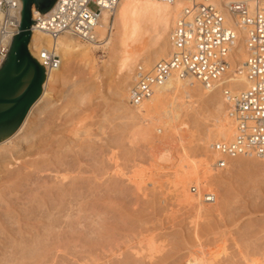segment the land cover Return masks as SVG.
Instances as JSON below:
<instances>
[{
	"label": "rangeland",
	"instance_id": "1",
	"mask_svg": "<svg viewBox=\"0 0 264 264\" xmlns=\"http://www.w3.org/2000/svg\"><path fill=\"white\" fill-rule=\"evenodd\" d=\"M144 43H148V40L145 39ZM91 54L96 62L105 55V51L95 49ZM83 61L74 57L63 67L66 80L61 86L60 97L55 100L56 106L61 108L64 105L62 115L49 123L48 127L43 123L44 128L41 125V128L36 127L32 129L33 132L25 133L20 144L15 148L17 160H11V164L7 165L6 169L0 170V264H16L17 261L18 264L19 262L20 264H151L153 261L152 264H194L191 257H200L199 259L207 264H264V164H262L263 168L262 165L259 166L260 169L262 168L261 171L256 170L258 167H253L256 171L252 172L253 168L249 171L247 168L246 170L235 168L236 170H233L236 174L231 170L222 173L221 176L216 175L217 169L210 171V176L217 179L220 203L225 194L228 195L227 201H223V205L220 204L217 210L216 207L207 208L200 216L185 207L173 186L172 173L180 164L178 144L181 141H175L172 136L176 137V132L178 134L181 131L179 134L183 135L184 139L182 146L186 144L190 147L196 146L197 138L200 132H203L205 125L213 123V118L205 112L206 118H200L198 126L193 125L187 118L183 119L184 124H175L173 130H167L166 127L164 130L160 124L151 126L145 140H135L134 146L126 145L131 149H129L131 153L126 155L129 159L126 158L125 162L122 160L124 153L118 148L120 146H114L118 150L114 149L116 152L114 156L117 157L111 162L117 161L115 164H118L119 169L122 167L120 170L125 172V178L123 175L116 176L117 178L112 177L113 181H109L111 177L102 174L105 166L109 164L103 163L110 162L105 159L108 158L106 157L108 149L106 150L107 146L104 145L105 141H109L110 135L117 137L121 125L119 122H122L117 114L122 110L123 102L114 93L115 85L121 80L122 71L118 72L115 68L111 72L103 71L99 64L83 65ZM98 67L100 69H97ZM68 71L72 74L70 75ZM75 84L80 88V92L86 90L85 103H76L74 106L70 101L64 104L70 98L69 93L74 91ZM73 106L74 110H72ZM115 110L117 114L112 113V115L111 112ZM105 113L111 115L105 119L106 117L103 118ZM187 113L190 114V111ZM45 118L42 122L44 120L46 122L48 116ZM82 127L90 130L91 135L87 133L92 141L86 140L88 137L83 139L84 135L74 136L72 131ZM106 136H110L108 140ZM91 142H94V146ZM88 143H91L94 150L92 153V149H84L85 144L88 146ZM99 144L104 145L101 147ZM94 147L98 149L101 147L105 152ZM87 151L90 152L86 153ZM95 151H100L99 158L102 164L98 162L99 152L96 155ZM164 153H167V159L161 161L159 157ZM191 159L196 161L199 158L192 155ZM256 161L261 162L258 159ZM55 162L58 163L57 166ZM31 163L38 164V168H35L37 170H32L34 166L27 170V166ZM96 163L103 166L96 167ZM113 165L110 163L107 168ZM74 166L79 167L73 169ZM66 167H68L67 172L72 168L71 172L78 170L80 174L74 171L75 177L68 172L67 175L75 179L73 181L70 180L72 178H67L70 181L67 179L65 181L70 185H61L62 189L67 187L69 190L73 184L74 189L66 192L67 195H59L61 186L55 182L56 175ZM79 168H82L83 173ZM92 170H98L97 180L91 177L96 173ZM98 172L104 175L103 178ZM77 174L81 177L78 178ZM92 178L97 184L101 182L96 187L99 188L96 189L97 191L93 186L97 184ZM191 185L194 184H189ZM47 186L49 189L46 188ZM53 186L59 188L54 189ZM196 189L199 190L197 187ZM204 191L207 192L209 189H204L201 193ZM22 242L27 245H23ZM57 243L59 246L56 245ZM14 254H17V259L21 261H16L14 256L13 262L11 258ZM189 258L190 262L187 261Z\"/></svg>",
	"mask_w": 264,
	"mask_h": 264
},
{
	"label": "bare ground",
	"instance_id": "2",
	"mask_svg": "<svg viewBox=\"0 0 264 264\" xmlns=\"http://www.w3.org/2000/svg\"><path fill=\"white\" fill-rule=\"evenodd\" d=\"M262 2H263V6H264V0H262ZM183 4H184L183 0H174L173 2H166L164 0H119L114 11L112 12V16H111L112 31L109 34V37L107 38L105 45L103 46V52L105 51V55H103L101 58H99L96 62L93 59V56L91 54L92 50H95L96 47L81 41L78 37L66 32V33L59 35L56 39H50L45 33H42L40 31L33 29L31 32V37H30L29 43H28V49H29L30 53L34 57H36L37 52L41 48H49V47L51 48L52 47L56 50V54L58 55L59 62L56 65V67H54V68L49 67L46 69V73H45L46 76H45V80L42 84L41 94L38 97V99L29 108V110H28L24 120L22 121L21 125L16 129V131L13 134H11L10 136H8L5 139L0 141V170L5 168L7 165L11 164V160H13V161L17 160L18 157H16V155H15V148H16V146H18L20 144L22 136H24L25 133L33 132L32 129L36 128V127L41 128V125L43 126V123H44V125L46 124V126L48 127L49 123L53 122L58 116L62 115V109H63L64 105L61 108L56 106L57 101H55V100H58V98L60 97L61 86H63L65 84V80H66L65 79L66 74L64 73L63 67L67 63H70V59L76 57V58L80 59V61L84 60L83 65L99 64V67L102 68L103 71L106 70V71L111 72L113 70V68H115L116 71H118V72L122 71V77L120 76L121 80H119L120 82L118 83V85H115L116 90H114L116 97L123 102L122 110L119 112V114H117L116 110H115L116 112L115 111L111 112V114L116 113L117 115H119V120H122V122H119L121 124V125H119L120 127L118 126L119 127V134L117 133L118 132L117 131L115 133L116 135L118 134L117 137L112 136V135H110L111 137L106 136L107 140L110 137L109 141L108 142L105 141V143H106L105 145L99 144L101 147L103 145L107 146V147H105V149L106 150L108 149V156H106L108 158H105V159H106V161H110V162H105V160H104L105 163H103V162L102 163L104 165L107 163H109L108 165H110V163L111 164L113 163L114 164L113 166H115V167L113 168V166H111V168H112L111 169L110 167L107 168L108 165L105 166V170L102 169L104 171L102 174H105V175L107 174L106 177H111V179L109 181H111V180L113 181L112 177L117 178L116 176H122V175L124 177L125 172L124 173H123V171L121 172L122 167L120 168L121 169L120 170L119 168H117L118 164H115V163H117V161L114 160V162L113 161L111 162L112 159L117 157V156H114V155H116V154H114V152H115V150H117L116 148H114V146H116V147L120 146L118 148L120 150H122V152L124 153L122 160H123V162H125L126 158H127L126 155L128 153H131L129 151L130 148L128 149L126 145L127 144L128 145L133 144V146H134L133 142L135 140L136 141L145 140L146 135L150 131L151 126H153L155 124H157V125L160 124L162 127H164V130H166V129L167 130H170V129L173 130V128H175V124H178V125L184 124V120H183L184 118H187L193 125L198 126L197 123L199 122V120L201 121L200 118H202V119L206 118V117H204V114H205V112H207L208 113L207 115H209L213 118L212 119L213 123L211 125H205L204 124L205 128H204V130H202L203 132H200L201 134L197 138L196 146L190 147L188 144L185 143L186 145L183 144V145H185L183 147L182 146L183 135L181 136L179 134L181 131L180 132L178 131L179 132L178 134L176 132V137H174L175 135L172 136L174 140L176 139L175 141H178V142L181 141V143L178 144V151H179V159L178 160H179L180 164H179L178 168H176L174 170V172L172 173L173 184H174L173 186L178 191V198L180 199V202L184 203L185 207L187 206L190 209V211L192 210L194 212L195 215L200 216L203 212L206 211L207 208H211V207H212V209L214 207H216V210H217L218 209L217 207L220 204L223 205L222 202L227 201L228 195L227 194L223 195V197H222L223 201L220 203L221 197H220V199L218 197L219 196V189H218L219 187L216 184L217 179L210 176V171L212 172V170L215 171V169H217L216 171H218V172L216 173V175L221 176L222 173H226V172L228 173V171H231L233 169L234 170H236V169L241 170V169L245 168L244 170H246V168H247L249 171L253 167L259 168V166L264 164V161H262L261 159H259L257 157L239 155V156H235L233 158H226L225 159L226 165L224 168H215L214 167V164H215L216 159L218 158V155L214 151L212 144H214L216 142H220V141H230L233 139V137L235 135L234 120L231 118V116L229 114V106H228V104L224 98L223 89H229L232 92H239L241 90L246 89L248 84H249L248 78L244 74V67H243L244 66L243 61L245 59V50H244V45H243L244 44V33L239 28L237 22L232 23L231 20L229 19V15L225 12L226 18L232 24V26L236 32V35H237V40H236L234 47L231 49L230 54H229L230 68H229L227 78H224L223 80H221L219 82H215L209 87H205L197 81L182 79V78H179L175 74H171L163 84L157 86L154 89L153 94L148 99H146V100H144L141 103L136 104V105L130 103L129 99H128L129 89H130V86H131V83L133 80V72H134L135 67L138 64H141L144 67H150L156 61L163 59L167 55L170 54V52L172 50V47L170 44V38H169L170 32H171V29H172L175 21H176V18L178 17V15L182 9ZM109 15H110V13L108 11L102 10L101 17L99 20V24L97 27V31H98L99 36H102L104 34L105 27H106L107 23H109ZM33 16L34 17L37 16L36 11L33 12ZM145 39H146V41L148 40V43H144ZM99 67L97 69H100ZM235 68H238V71L240 70V72L235 71V73H233V70ZM68 72L70 73V71H68ZM71 74L72 73H70V75ZM74 88H75L74 91L69 93L70 98L64 104H67L68 102L70 103V101H72L74 106L76 105V103L77 104L78 103H80V104L85 103L84 92H86V90H82L80 92V88L78 86H76V84H75ZM181 95L183 97H181ZM74 106L72 107V110H74ZM187 111H190V114L187 113ZM111 114L105 113L103 118L106 117L105 119H107V116H109ZM47 116H48V118H47ZM114 117H113V119H114ZM43 118H45L47 121L45 122V120H44L42 122ZM187 119H185V120H187ZM109 120H110V118H109ZM68 121L70 122V120H68ZM74 123H76V122H74ZM71 125H72V123H71ZM74 125H76V124H74ZM165 127H166V129H165ZM43 128H44V126H43ZM89 131L90 130H87V129L85 130V128L83 129V127H82V129L77 128L76 130H74L72 132H73L74 136H79V135L83 136L84 135L82 138L84 139V138L88 137V138H86V140L87 139L89 140V139H91L90 138L91 136L89 137V133L91 135V132H89ZM87 132H89V133H87ZM80 138L81 137H79V139ZM82 138H81V141H84V140H82ZM91 141H92V139H91ZM91 143H92V145L94 144V142H91ZM90 144L88 146H87V144H85L86 147L84 146V149L85 148H86V150L92 149V151H91V153H92L94 150ZM69 146H71V145H69ZM98 146H96V147H98ZM96 147H94V149L102 150L101 147H99L100 149H98ZM77 149H79V148L77 147ZM105 149H103L101 152L104 153ZM60 151H61V149H60ZM88 152H90V151H87L86 153H88ZM95 152H96V155L99 152V154H98V158H99L100 151H98V152L95 151ZM122 152L121 151L119 152V153H121L120 158L122 157ZM165 152H167V151H165ZM105 154H107V153H105ZM88 155H90V153ZM192 155L198 157L199 159H197L196 161H193L191 159ZM69 156H71V155H69ZM93 156H94V154H93ZM101 156H102V154H101ZM124 156H125V160H124ZM104 157H102V160ZM159 158L161 161L166 160L167 159V153H164ZM85 159H86V157H85ZM128 159L129 158H127V160ZM257 159L260 160L261 162L256 161ZM99 160L100 161H98V162L100 164H102L101 158H99ZM94 162H96V161L94 160ZM32 163H34V162H32ZM32 163L27 166L28 169L27 168H25V169H27L29 171L30 168L34 166V169H32V168L31 169L34 171L37 170L35 168L37 167L38 164L35 163V165H34ZM56 163L57 162H55V164ZM19 164H20V162H19ZM57 164H56V166H57ZM84 164H86V163L84 162ZM120 164H122L121 161H120ZM96 165H97L96 167L100 166L97 163H96ZM102 166H100V167H102ZM68 167H66V169H64L63 171L58 170L60 172L57 173V175H56L57 180L55 179L56 181L55 180L54 181L58 182L60 184L59 186H61V185L67 186L68 182L65 181L67 178L68 179L72 178L70 180L75 179L74 177H71V176L69 177L67 175L68 172H70V174H72L76 177V173L73 174V172L75 170L73 172H71L72 168L68 172L66 171ZM78 167L74 166L73 169L74 168L78 169ZM93 167L96 168L95 166H93ZM119 167H120V165H119ZM115 168L119 171H117ZM254 168H253V170H251V172L255 170ZM258 168L256 170L261 171V169L263 168V165H262L261 169L260 168L258 169ZM79 169L81 170L82 168H79ZM51 170H53V169H51ZM56 170H54L55 174H56ZM95 170H92V171H95ZM98 170H100V169H98ZM234 170H233V172L235 173ZM38 171H39V169H38ZM77 171H75V172H77ZM97 171H95L96 173H94L95 174L94 176L90 175L93 173L89 174L91 177L94 178V180L99 177V176L96 177ZM233 172H231V173H233ZM77 173H79V172H77ZM81 173H83L82 170H81ZM100 173H99V175L103 178L104 175L102 176V174H100ZM79 174H77V175H79ZM232 175H234V174H232ZM250 175H252V173ZM84 176H86V175H84ZM79 177H81V176L79 175L78 178ZM93 178H92V180H93ZM132 178H134V177H132ZM51 179H53V178H51ZM70 180H68V181H70ZM92 180H91V183H92ZM94 180H93V182H94ZM103 180H105V179H103ZM134 180H135V178H134ZM80 181H82V180H80ZM98 181H100V180H98ZM132 181H133V179H132ZM132 181L130 180V182H132ZM135 181H137V180H135ZM77 182H79V180ZM96 182L97 181H95L94 183L97 184ZM65 183H66V185H65ZM88 183H90V182H88ZM100 183L101 182H99L98 184H100ZM98 184H97V186L93 185V186H95V188L93 187L95 190L97 189L96 187L99 186ZM102 184H103V182H102ZM189 184H194L196 186H194V185L189 186ZM73 185H72V188H73ZM59 186H56V187L59 188ZM62 186L60 187L61 189L59 188L60 193H61L59 195H63V194L67 195L66 192L68 193L69 190L71 191V189H72L71 188L68 190L67 187H63L64 189H62ZM192 186H194L195 189L197 187L199 190L197 191V189H196V191L193 192L192 188H191ZM48 187L49 186H47L46 188L49 189ZM110 187H111V184H110ZM114 187H115V185H114ZM53 188H54V186H53ZM107 189H110V188L107 187ZM204 189H209V191H207V192L214 193V195H215L214 202L207 203L202 199V195L204 194V192H206V191H204L201 193V191ZM56 190H58V189H56ZM59 190H58V192H59ZM121 191H123V190H121ZM44 192H45V190H44ZM58 192H57V194H58ZM48 194H50V193H48ZM218 199H219V203L217 201ZM40 203H42V202L40 201ZM40 203H39V205H40ZM61 203H63V202H61ZM45 204H46V202H45ZM207 205H209V206L207 207ZM210 205H213V206H210ZM43 206H45V205L43 204ZM68 208H71V207L68 206ZM56 212H58V211H56ZM43 216H45V215H43ZM42 218H44V217H42ZM65 221H67V220H65ZM47 223H49V222H47ZM58 227H59V225H58ZM58 231H59V229H58ZM52 238H53V236H52ZM142 240H144V239H142ZM54 241H56V240H54ZM54 243H56V242H54ZM24 244H25V246L27 245V243H23V245ZM56 245L59 246V243H57ZM138 246L140 247V245H138ZM150 247H147V248H150ZM22 248H20V249H22ZM155 250H156V248H155ZM161 250H162V248H161ZM146 252H148V251H146ZM136 254L137 253L135 252V256H136ZM149 254H150V252H149ZM16 255L17 254H14L13 258H11V260L13 262L15 260L16 261L19 260V259H17ZM14 256L16 257V259ZM138 256H139V254H138ZM21 257L23 258V256H21ZM199 258L198 257L197 258L191 257V260H192V262H194V264H205L206 263V262L204 263V261H202ZM32 259H34V258H32ZM151 259L153 260V258H151ZM11 260H9V261H11ZM189 260H190V258L187 259L188 262L191 261V260L190 261ZM19 261H21V259ZM155 261H157V259H155ZM17 262H16V264H18ZM20 263L21 262H19V264Z\"/></svg>",
	"mask_w": 264,
	"mask_h": 264
},
{
	"label": "built area",
	"instance_id": "3",
	"mask_svg": "<svg viewBox=\"0 0 264 264\" xmlns=\"http://www.w3.org/2000/svg\"><path fill=\"white\" fill-rule=\"evenodd\" d=\"M173 2L174 0H164ZM184 4L170 32L172 50L165 58L150 67L138 64L133 72L129 102L139 104L148 99L154 89L171 74L194 80L205 87L228 77L229 54L237 40L232 23L237 22L244 33V74L249 84L246 89L232 92L223 89L234 120L235 135L230 141L212 144L218 158L215 168H224L226 158L254 156L264 161V6L262 0H183ZM119 0H56L52 9L41 14L33 7L32 30L56 39L70 33L81 41L103 51L112 31L111 16ZM19 0H0V65L6 56L10 41L17 33L20 21ZM102 10L108 11L109 23L104 34L97 27ZM37 16H33V12ZM30 52V51H29ZM31 54V53H30ZM32 55V54H31ZM33 56V55H32ZM34 57V56H33ZM46 73L59 62L54 48H41L36 57ZM238 68L233 70V73ZM240 72V70L238 71ZM232 73V74H233ZM195 192L194 186L191 187ZM207 203L215 200L212 192H204Z\"/></svg>",
	"mask_w": 264,
	"mask_h": 264
},
{
	"label": "water",
	"instance_id": "4",
	"mask_svg": "<svg viewBox=\"0 0 264 264\" xmlns=\"http://www.w3.org/2000/svg\"><path fill=\"white\" fill-rule=\"evenodd\" d=\"M20 21L5 58L0 65V141L21 125L29 108L38 99L45 80V69L30 54L31 8L45 14L56 0H19Z\"/></svg>",
	"mask_w": 264,
	"mask_h": 264
},
{
	"label": "snow or ice",
	"instance_id": "5",
	"mask_svg": "<svg viewBox=\"0 0 264 264\" xmlns=\"http://www.w3.org/2000/svg\"><path fill=\"white\" fill-rule=\"evenodd\" d=\"M40 11V9H37V12H39Z\"/></svg>",
	"mask_w": 264,
	"mask_h": 264
}]
</instances>
